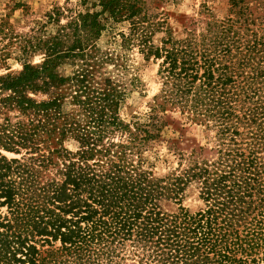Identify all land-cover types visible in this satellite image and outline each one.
I'll list each match as a JSON object with an SVG mask.
<instances>
[{
	"label": "trees",
	"instance_id": "1",
	"mask_svg": "<svg viewBox=\"0 0 264 264\" xmlns=\"http://www.w3.org/2000/svg\"><path fill=\"white\" fill-rule=\"evenodd\" d=\"M151 1L99 0L39 41L41 63L0 76V264L264 260V40L244 43L233 21L177 38ZM122 22V45L161 60L147 121L122 119L123 83L95 79L97 41ZM66 60L71 74L59 71ZM177 109L216 131L217 158L180 153L181 168L158 177L146 152L160 113ZM192 186L205 203L196 212L183 204Z\"/></svg>",
	"mask_w": 264,
	"mask_h": 264
},
{
	"label": "rangeland",
	"instance_id": "2",
	"mask_svg": "<svg viewBox=\"0 0 264 264\" xmlns=\"http://www.w3.org/2000/svg\"><path fill=\"white\" fill-rule=\"evenodd\" d=\"M99 0H0V76L17 73L25 61L41 63L44 51L38 43L55 35L79 11H93V3ZM152 7L159 17L169 24L177 38H184L189 32L202 34L209 23L233 21L234 29L244 43L257 37L264 40V0H153ZM128 22L109 23V27L97 41V57L103 61L96 64L95 79L110 78L127 87V95L120 109V115L126 122L147 121L153 98L163 87V78L159 73V63L153 57L146 59L138 46L122 45L121 31L126 30ZM33 46L35 48H33ZM66 60L59 71L71 74L77 65ZM31 96L38 100L48 98L43 93ZM68 101V100H67ZM68 111H74V105H67ZM18 111H9L8 115L16 120ZM163 123L162 137L153 141L146 155L154 164L158 177L178 170L181 154L189 155L193 149L203 157L217 158L216 131L203 124L192 123L180 111L168 110L161 114ZM5 115H0V122ZM71 150L78 148L74 139L65 142ZM202 147V150L199 149ZM7 157H21L3 151ZM185 163V161H182ZM184 206L192 212L204 208L205 203L199 196V189L190 187L185 194ZM169 208L177 209L176 204ZM3 214L7 208L2 207ZM125 264H139L134 256H127ZM135 259H134V258ZM264 264V260L261 262Z\"/></svg>",
	"mask_w": 264,
	"mask_h": 264
}]
</instances>
